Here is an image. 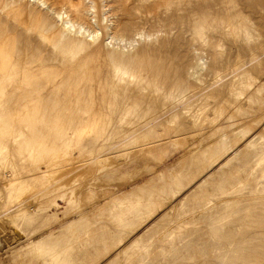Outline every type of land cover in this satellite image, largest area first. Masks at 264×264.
I'll list each match as a JSON object with an SVG mask.
<instances>
[{
    "label": "rangeland",
    "instance_id": "1",
    "mask_svg": "<svg viewBox=\"0 0 264 264\" xmlns=\"http://www.w3.org/2000/svg\"><path fill=\"white\" fill-rule=\"evenodd\" d=\"M41 1L0 0V264H264V0Z\"/></svg>",
    "mask_w": 264,
    "mask_h": 264
},
{
    "label": "bare ground",
    "instance_id": "2",
    "mask_svg": "<svg viewBox=\"0 0 264 264\" xmlns=\"http://www.w3.org/2000/svg\"><path fill=\"white\" fill-rule=\"evenodd\" d=\"M35 2H39V3H42V5H45V3L41 0H34ZM56 4V3H55ZM55 10L57 11H54V14L57 16V17H62V14L61 13V9L59 7H57V5L55 6L54 8ZM53 161H55L54 163V166L58 165V164H61L63 163V161L59 160V158H54ZM49 162H51L50 164H52V160H49ZM50 166V165H48ZM69 167L68 165H65V168H62V167H54V168H51L48 170V173H46L45 177L48 178L49 180L53 181L52 184H55V183H58L56 184V186L53 188L52 185H51V188H53V190H50L51 191H58V190H61V188L64 186V185H68L70 182H68L69 180V169L67 168ZM86 167V166H85ZM71 168V167H70ZM73 168V167H72ZM75 170V169H73ZM72 173V172H71ZM74 176V175H73ZM68 178V179H67ZM37 181H40V179H36ZM68 180V181H67ZM49 185V187H50ZM10 185H6L5 187H8ZM48 187V186H47ZM18 189L21 191V192H26V186L23 185V186H19ZM46 189V188H45ZM42 190V189H41ZM47 190V189H46ZM64 196H69V193L68 192V188L64 189Z\"/></svg>",
    "mask_w": 264,
    "mask_h": 264
}]
</instances>
